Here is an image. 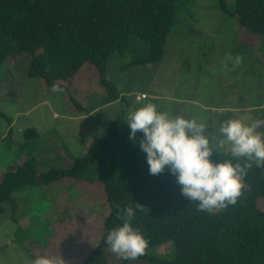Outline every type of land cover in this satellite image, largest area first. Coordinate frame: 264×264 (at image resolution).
Here are the masks:
<instances>
[{"label": "rangeland", "instance_id": "obj_1", "mask_svg": "<svg viewBox=\"0 0 264 264\" xmlns=\"http://www.w3.org/2000/svg\"><path fill=\"white\" fill-rule=\"evenodd\" d=\"M234 1L225 0L229 12ZM29 59L22 53L0 64V180L27 157L35 158L38 174L70 167L90 141L105 135L109 121L122 113L127 123L132 111L149 102L171 117L204 123L219 154L231 147L220 143L223 121H259L257 131L264 133V37L242 28L216 0L181 6L158 63L129 67L128 55L111 56L105 76L116 86L115 101L107 98L90 63L57 86L62 91H54L27 76ZM142 94L145 98L136 100ZM27 129L37 137L25 140ZM10 197L14 208L3 203L0 213V264H33L38 256L80 264L97 247L108 214L99 181L62 179ZM256 205L264 211V196ZM104 253L108 264H169L174 245L166 240L126 261L110 250Z\"/></svg>", "mask_w": 264, "mask_h": 264}, {"label": "trees", "instance_id": "obj_2", "mask_svg": "<svg viewBox=\"0 0 264 264\" xmlns=\"http://www.w3.org/2000/svg\"><path fill=\"white\" fill-rule=\"evenodd\" d=\"M187 2L0 0V64L26 53L30 57L27 76L41 79L49 88L70 81L90 63L107 98L115 101L116 86L105 76L108 59L126 54L129 67L161 61L175 14ZM216 2L223 12L236 16L242 28L264 37V0H235L233 12L227 10L225 0ZM129 134L121 113L109 121L105 135L90 141L85 154L68 168L38 174L35 158L27 157L0 180V213L3 203L13 207L10 195L27 186L46 187L62 179L99 181L108 214L97 247L80 264H108L105 237L123 223L117 218V205L121 210L133 207L132 226L139 228L147 247L173 242L174 258L169 264H264V211L256 205L264 196V168L253 164L243 178L247 190L237 203L209 214L182 195L174 175L167 171L151 175L146 154ZM142 135L137 132V141ZM22 137L32 140L37 132L27 129ZM211 159L237 162L231 151L214 150ZM239 162L243 164L244 158ZM135 203L146 208L136 209Z\"/></svg>", "mask_w": 264, "mask_h": 264}, {"label": "clouds", "instance_id": "obj_3", "mask_svg": "<svg viewBox=\"0 0 264 264\" xmlns=\"http://www.w3.org/2000/svg\"><path fill=\"white\" fill-rule=\"evenodd\" d=\"M53 90L62 91L55 85ZM127 124L129 139L137 142L146 154L149 173L155 176L167 171L174 175L182 195L189 201L198 202L199 211L211 214L235 205L244 194L243 178L253 164L264 168V133L257 131L259 121L251 125L240 119L220 123L218 132L224 137L220 143L230 144L231 155L237 158L235 164L229 160L212 161L214 149L210 146L204 123L182 116L171 117L167 112L158 111L151 102L132 111ZM138 131L143 135L137 141ZM240 158H244L243 164L239 162ZM135 204L141 211L146 208ZM117 209V218L123 223L108 231L105 243L118 257L134 260L144 254L148 241L139 228L132 226L133 207L121 210L117 205ZM64 262L61 257L38 256L33 264Z\"/></svg>", "mask_w": 264, "mask_h": 264}, {"label": "built area", "instance_id": "obj_4", "mask_svg": "<svg viewBox=\"0 0 264 264\" xmlns=\"http://www.w3.org/2000/svg\"><path fill=\"white\" fill-rule=\"evenodd\" d=\"M145 96L142 94L141 96L137 97L136 100H141V99H144Z\"/></svg>", "mask_w": 264, "mask_h": 264}]
</instances>
